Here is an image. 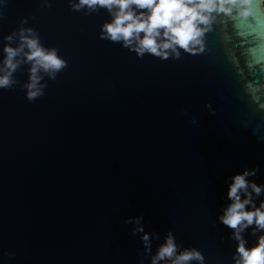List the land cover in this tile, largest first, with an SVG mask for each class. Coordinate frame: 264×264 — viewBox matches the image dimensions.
<instances>
[{"label": "water", "instance_id": "95a60500", "mask_svg": "<svg viewBox=\"0 0 264 264\" xmlns=\"http://www.w3.org/2000/svg\"><path fill=\"white\" fill-rule=\"evenodd\" d=\"M0 10V39L28 17L68 63L35 101L0 89V264H141L142 234L125 223L137 216L160 234L153 254L172 230L205 264H234L218 217L235 174L256 168L248 179L264 185V0L247 17H218L202 52L167 60L100 39L105 9L0 0ZM251 233L248 247L261 234Z\"/></svg>", "mask_w": 264, "mask_h": 264}, {"label": "clouds", "instance_id": "9594fccd", "mask_svg": "<svg viewBox=\"0 0 264 264\" xmlns=\"http://www.w3.org/2000/svg\"><path fill=\"white\" fill-rule=\"evenodd\" d=\"M68 3L73 11H82L84 15L107 10L111 19L101 25L100 39L119 43L139 58L147 54L162 60L179 59L181 50L190 54L202 52L205 34L218 17L226 14L244 18L252 10V0H68ZM41 6L51 8L52 0H41ZM27 24L28 17L22 18L18 29L0 39L3 43L0 89L19 85L26 90L27 99L35 101L44 96L47 80H56L68 63L56 47H46L39 31ZM24 65H29L28 80L21 83L15 74ZM206 107L211 109V104ZM212 113L215 114L214 109ZM257 171L245 168L232 177L227 193L231 203L218 217L232 230V239L237 242L234 264H264V200L259 206L256 203V198L264 194V185L248 179ZM142 220V216H137L125 221L134 225L133 235L142 234L141 264L144 256H150V264H205L203 252L196 247H183L172 230L153 254V238L160 240V234L146 232ZM249 228L253 236L261 233L251 247L244 235Z\"/></svg>", "mask_w": 264, "mask_h": 264}]
</instances>
